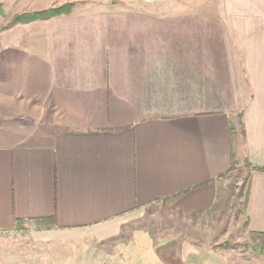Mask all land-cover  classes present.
Returning a JSON list of instances; mask_svg holds the SVG:
<instances>
[{
    "label": "crops",
    "instance_id": "0c3cea01",
    "mask_svg": "<svg viewBox=\"0 0 264 264\" xmlns=\"http://www.w3.org/2000/svg\"><path fill=\"white\" fill-rule=\"evenodd\" d=\"M119 2L9 0L15 16L75 6L11 26L6 72L0 58V264H108L146 208L208 215L234 162L264 169V0H225L220 27H161L156 0ZM226 40L232 56L215 54ZM250 181L247 229L264 234V171Z\"/></svg>",
    "mask_w": 264,
    "mask_h": 264
},
{
    "label": "rangeland",
    "instance_id": "374dc122",
    "mask_svg": "<svg viewBox=\"0 0 264 264\" xmlns=\"http://www.w3.org/2000/svg\"><path fill=\"white\" fill-rule=\"evenodd\" d=\"M119 1L113 0V5H119ZM124 1L130 7L148 9L152 8L154 2V0ZM156 2L161 9V27H220L215 19L227 11L225 0H156ZM0 5L3 10V15L0 14V58L3 57L2 71L6 72L11 27L8 25L15 14L9 7V0H0ZM225 26L227 30L228 24ZM215 54L232 56L231 41L218 43ZM0 83L1 87L4 82L1 80ZM7 109L8 106L0 108V134L7 131L9 126ZM247 162L242 157L234 170L220 180L218 205L208 215L185 217L169 210L167 205L162 203L146 208L142 215L124 225L118 238L108 241L107 247L104 248V251L108 252L106 258L108 264H164L163 262L184 264L190 244L202 245L213 251L225 253L235 264H252L259 256L260 250L256 238L247 229L245 195L249 176L253 171ZM26 225L22 224L19 230L27 232L39 224ZM80 251L83 252L84 247L80 248Z\"/></svg>",
    "mask_w": 264,
    "mask_h": 264
},
{
    "label": "trees",
    "instance_id": "16d2710c",
    "mask_svg": "<svg viewBox=\"0 0 264 264\" xmlns=\"http://www.w3.org/2000/svg\"><path fill=\"white\" fill-rule=\"evenodd\" d=\"M74 6H75L74 4H67L64 6L52 7V8L42 10V11H37V12H24V13L14 16L8 26H14L18 24H29L31 22H35L38 20H49L53 17H57L61 15H68L72 13ZM0 14L3 15L2 5H0ZM247 164L253 171H264V169L262 168L253 167L249 161L247 162ZM235 165L236 163L234 162L232 168L230 169V172L234 170ZM250 180H251V175L249 176L247 193L245 195L246 197L245 213H247L248 196H249V189H250V183H251ZM251 234L260 240V243H258L259 250H260L259 255L263 256L264 255V234H259V233H251Z\"/></svg>",
    "mask_w": 264,
    "mask_h": 264
}]
</instances>
